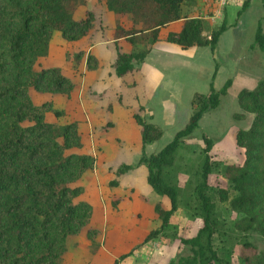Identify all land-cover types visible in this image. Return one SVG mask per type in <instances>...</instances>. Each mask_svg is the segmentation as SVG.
Returning a JSON list of instances; mask_svg holds the SVG:
<instances>
[{"label": "trees", "instance_id": "trees-1", "mask_svg": "<svg viewBox=\"0 0 264 264\" xmlns=\"http://www.w3.org/2000/svg\"><path fill=\"white\" fill-rule=\"evenodd\" d=\"M95 1L0 0V264H62L73 236L84 228L90 236L97 231L88 226L93 206L77 198L82 186L74 183L93 166L94 155L67 150L83 145L84 135L78 119L68 118V108L55 106L50 97L36 98L41 93H63L66 99H73V109L78 107L80 110L77 93L81 77L85 69L98 65L96 55L84 50L74 54L76 76L64 74L60 66L44 61L56 30L68 40H77L90 33L95 11L88 6ZM194 1L104 0L106 8L116 18L113 27L103 29V36L111 40L116 50L113 63L116 75H133L152 44L159 39L161 27L172 21L180 20V25L178 29H167L164 36L167 41L184 48L208 45L214 51L220 33L227 26L226 20L223 18L206 34V19L188 16L185 9V5ZM248 4L249 0H243L238 13ZM121 38L127 42L128 49L122 48ZM249 47L264 52L261 18ZM216 69L217 63L213 75ZM231 83L232 77H228L216 88L211 80L206 92L195 91L190 99L192 111L186 123L160 148L151 152L146 151L145 145L158 139L162 129L140 112L143 105L132 112L140 126L141 153L136 163L122 162L115 173L119 175L135 164H143L148 184L169 200L167 207L160 200L154 203L160 223L150 228L133 248L156 236H168L167 229L173 227L171 216L179 207L180 186L174 176L176 173H172L175 152L198 127L202 115L219 105ZM237 102L242 111L253 114L250 124L246 128L238 127L234 133L235 143L244 156L240 163L223 166L222 175L228 185L218 187L216 191L218 198L238 213L234 229L224 227L209 192L212 189L213 140L203 133L202 145L198 148L200 160L193 172H188L196 176L192 186L196 200L194 211L201 224L193 235L174 236L187 246L188 252L177 253L157 264H231L219 253L213 241L214 234L225 231L235 237L242 264H264V248L259 249L247 238L251 231L264 235V78L253 88L239 90ZM48 113L55 119L47 118ZM240 113L243 112H235L236 115ZM109 124H112L110 120L105 128ZM189 181L188 178L185 183ZM109 183L116 185L118 180L113 178ZM111 201L117 204L118 198L112 197ZM133 250L122 252L103 264H120Z\"/></svg>", "mask_w": 264, "mask_h": 264}, {"label": "rangeland", "instance_id": "rangeland-1", "mask_svg": "<svg viewBox=\"0 0 264 264\" xmlns=\"http://www.w3.org/2000/svg\"><path fill=\"white\" fill-rule=\"evenodd\" d=\"M88 7L95 11L94 26L90 33L77 40H68L56 30L49 41L44 61L45 64L60 66L64 74L70 76L74 74L76 76L73 58L78 50H84L85 52L93 51L96 55L100 56L101 65L98 63L96 67L90 69L91 72H88L89 69H86L84 74H82L81 85L77 93L81 104L79 105L80 110H78V107H74L73 109V99H66L63 93L53 95L41 93L36 97L37 100L48 99L50 97L53 99L55 106H65V108H68L66 114L68 118L75 117L78 119L79 129L84 135L83 145L81 147H71L67 150L91 152L94 155L93 166L86 169L82 176L74 183H79L82 186V192L77 198L86 200L93 206L88 226L97 228V231L90 236L86 234L84 228L79 234L73 236L68 245V254L64 256L62 264H103L111 262L120 253L131 249L134 250L129 254V258L133 259L135 264H141L140 262H143V264L165 262L177 253L188 252L187 246L180 243L174 236L179 234L189 236L201 224V219L194 211L196 200L193 197L192 186L196 176L189 175L188 172L192 173L196 163L200 160L198 148L202 145L203 133H206L213 140L211 148L213 152H211L213 170L210 174L212 189L209 192L212 194L218 212H220V218L223 221L224 227L234 229V221L238 213L230 210L228 203L221 201L216 191L220 187L219 184H224L222 181L223 166L231 162H241L243 152L235 143L234 133L238 127L246 128L250 124L253 114L248 111H242L241 108L240 110L243 113L235 114V110H239L236 93L240 86L237 82H234L228 93L222 96L221 108L219 107L221 115H218V111L214 109L209 110L199 120L198 127L192 135L187 141L181 143L175 152L172 173H176L174 176L177 177V182L180 186L179 208L171 216L173 227L167 229L168 236L163 237L159 235L149 239L150 242H145V246L141 250V245L133 248L136 243L143 239L150 227L155 223V219L153 218V214H155L153 208L154 195H152L155 194V191L152 193L149 189L150 185L146 180V167L144 165L141 168L136 167L133 171L128 169L119 175L115 173L116 167L120 163L136 160V156L127 151L126 146L119 147L120 144H123L121 140H123L125 135L118 136V133L120 129L122 132H125L126 128L121 125L124 119L127 120V118H122L123 113L121 109H118L113 116L116 123L112 120L113 122L108 125V128H105V124L108 117H110V111L113 110V100L116 99L118 101L119 93L124 91L138 92V85L129 82V80H132V75L130 74L128 79L125 78L129 76L127 74L122 77L118 76L120 80L127 79L126 83L120 82L116 86V82L112 81L114 78L113 63L109 64V62L111 61L110 56L113 45L111 44V46L106 42L103 36V29L106 31V29L114 26L116 20L115 14L106 8L104 0L90 3ZM240 7L241 3L226 4L227 26L221 32L223 34L219 41L222 51L217 52L215 55H210L216 63L227 65L230 63L228 58L233 59L236 53L239 56H243L244 49L253 38L256 19L262 11V0H252L251 6L247 11L238 13ZM93 44H95V47L93 46L94 50L90 47ZM126 47L128 48L127 45H122V48L125 49ZM250 60H252L251 56L249 61L239 59L237 62V60H234L230 75L244 74L246 72L245 69L248 68V62L254 63L253 61H255V59L253 61ZM95 69L100 70L101 73L95 72ZM136 71H134L135 78L140 74ZM183 74L185 75V73ZM225 78L226 76L218 83V87L223 83ZM262 78H264V72L257 78V82ZM94 79L106 80L102 84V87L105 88H100L97 92L95 89L97 85L91 82ZM89 84L91 85L89 86ZM127 107H130L131 114L134 110L138 111V106L132 105ZM140 112L148 119L144 110ZM47 118L55 119L52 113H48ZM61 119L63 120V116ZM127 123H129L128 120ZM124 134L132 140L135 138L132 133L126 132ZM137 134L140 135L139 129ZM172 135L166 132L153 145H160L159 147H161ZM134 148L133 153L138 150V157L141 150L139 146H135ZM224 149L225 153L220 151H224ZM218 151L220 152L217 156L216 152ZM135 166L137 165L135 164L133 167ZM184 171H187V173ZM113 178L118 180L116 185L109 183ZM188 178L191 181L185 183ZM112 197L118 198L117 204L112 203ZM165 198L167 199L166 196ZM129 212H131V216ZM120 217L122 219L119 225L116 219H120ZM231 234V232L226 231L225 233L214 234V245H216L220 254L231 261V264H242L237 255L239 245ZM247 238L252 240L259 249L264 248L263 234L251 231L247 234ZM125 260H128V257Z\"/></svg>", "mask_w": 264, "mask_h": 264}, {"label": "crops", "instance_id": "crops-1", "mask_svg": "<svg viewBox=\"0 0 264 264\" xmlns=\"http://www.w3.org/2000/svg\"><path fill=\"white\" fill-rule=\"evenodd\" d=\"M242 1L243 0H236L230 3H241L242 4ZM251 3H252V0H249L248 6L243 11H247L250 8ZM226 4L221 5L218 0H195L192 4L185 5V9L187 8L188 10V16H199V17L206 19L208 23V29H206L204 32L208 34L209 30L214 28L215 25L218 26L221 23L223 18H225L226 20V11H227ZM263 14H264V0H262V11L256 19V26H257L258 20L261 18V25L264 31V17L262 18ZM179 25H180V20H177V21L169 22L165 26H162L160 29V33H159L160 34L159 39H157L152 44L151 48L146 53L144 60L137 65L138 67L136 70L140 74L138 75V77L135 78L134 77L135 72H134V74L132 75V80H129V82L136 83L138 85V92L136 91L134 93L133 91L132 92L124 91V92L119 93L118 101L116 99L113 100L114 106H113V110L110 111V117H108V120H110L111 122L115 121L113 119V116L118 109H121L123 113L122 118H127V120L129 121V123L126 124L127 120L124 119L121 126L126 128L125 132H122L120 129V132L118 133V136L125 135L123 140H121L123 144H120L119 147L122 148L123 146H126V150L136 156L135 161H129L126 163H136L140 153L138 154V157H137L138 150H136V152L133 153V150H135L134 147L139 146L140 150L142 148L140 128L139 126L138 128H136L138 123L134 120L131 114L130 107H127V106L135 105L139 107V105H143V109L141 110L142 111L144 110L148 119L161 127L162 135L158 138L160 139L166 132L174 134V132L177 129H179L186 123L192 111L190 99L193 93L195 91L206 92L209 88V82L211 80L213 81L214 86L218 88V83H220L225 76H226L225 80L229 76H232V83L228 87L226 94L228 93L229 89L231 88L234 82L235 83L237 82L240 86L239 89L237 90V93H238L239 90H241L242 88H253L257 84V78L264 72V52L261 51L257 47H249V44L253 40L252 38V40L248 43L247 47L244 49L243 56H239L238 53H236L233 56V59L228 58V60H230V63H228L227 65L222 64V63H217V69L213 75L214 66L216 62H214L212 56L210 55L211 54L215 55L217 54V52L222 51L219 41L223 33L222 34L220 33L218 37V41H217L218 45L214 51H211L208 45H202V46L192 45V46L184 48V47H181L179 44L175 42L167 41L164 38L167 32V29L169 28L178 29ZM163 29L164 31L162 32ZM121 41H122V45L128 46L125 39L121 38ZM106 42L110 45L112 44L111 40H106ZM106 42L104 41L105 44H107ZM93 46L95 47V44L91 45L90 47L94 50ZM128 48L126 47L125 49H128ZM109 49L111 50V48ZM88 52L94 53L93 51H88ZM115 55H116V50L113 47L111 56H110L111 61L109 62V64L111 62L114 63ZM250 56L252 57V60L250 61H253L254 59L255 61H253L254 63L248 62L249 65H248V68L245 69L246 72L244 74L230 75L231 74L230 70H231V67L233 66L232 62L234 60H237V62L239 61V59L241 60L243 59V61H249ZM96 57L98 58L99 65H101L102 62H101L100 56L96 55ZM84 71H86V69ZM94 71L98 73L100 72V70L98 69H95ZM88 72H91L90 69L88 70ZM183 73H185V75ZM113 74H114V78L112 79V81L114 83L116 82L115 84L116 86L120 82L126 83L127 79L131 75L130 74L128 77H125L127 79L120 80V78L118 79V76L116 75L114 71V67H113ZM102 79L101 80L94 79L93 81H91L97 85L96 88L94 87L97 92L99 91L100 88H105V87H102V84L106 80H102ZM81 81H82V78H81ZM90 85L91 84H89V86ZM237 93H236V97H237ZM222 96H221L219 105L215 108H212L218 111L217 112L218 115H221L220 105L222 104ZM209 110H207L202 115V117H204L205 114L209 112ZM235 111L236 112L241 111L240 107H239V110H235ZM138 129H139L140 135L137 134ZM126 132L132 133L135 136L134 140H132L130 137L124 134ZM156 140L146 143L145 149L147 152H151V151H154L160 148L159 147L160 145H157V146L153 145V143L156 142ZM220 151L225 153V149L224 151L223 150H220ZM220 151L216 152V155ZM243 156L244 155L242 154L241 156L242 159L240 161L243 160ZM224 163H227V162H224ZM136 165L137 166L132 167L129 170L133 171L136 167L141 168L143 164H139V165L136 164ZM145 172L147 173L146 170ZM222 181L224 182V184H219L220 187L226 188L228 185V180L222 176ZM149 189L152 191V193H154L153 192L154 190L151 188V186L149 187ZM152 195H154V203L157 200H160L164 207H167L169 205V200L168 198L167 199L165 198V195H160L156 192L155 194H152ZM129 213L131 216L132 215L131 212ZM153 215H154L153 218L155 219V223L150 228L155 227L156 225L160 223V220L156 212ZM121 219L122 217H120V219H116L119 225H120L119 222L121 221ZM197 228L195 229L196 231H197ZM147 242L149 243L150 241L148 240ZM144 246H145L144 244L141 245L140 250ZM129 256L130 255H127L126 257H124L120 261V264H135L133 262V259H130ZM127 257H128V260H125V258ZM140 263L143 264V262H140Z\"/></svg>", "mask_w": 264, "mask_h": 264}, {"label": "built area", "instance_id": "built-area-1", "mask_svg": "<svg viewBox=\"0 0 264 264\" xmlns=\"http://www.w3.org/2000/svg\"><path fill=\"white\" fill-rule=\"evenodd\" d=\"M221 5H225L226 3L234 2L236 0H218Z\"/></svg>", "mask_w": 264, "mask_h": 264}]
</instances>
